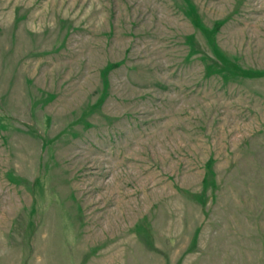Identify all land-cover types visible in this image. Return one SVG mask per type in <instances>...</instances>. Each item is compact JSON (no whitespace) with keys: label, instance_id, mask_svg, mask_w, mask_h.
Listing matches in <instances>:
<instances>
[{"label":"rangeland","instance_id":"1","mask_svg":"<svg viewBox=\"0 0 264 264\" xmlns=\"http://www.w3.org/2000/svg\"><path fill=\"white\" fill-rule=\"evenodd\" d=\"M0 264H264V0H0Z\"/></svg>","mask_w":264,"mask_h":264}]
</instances>
